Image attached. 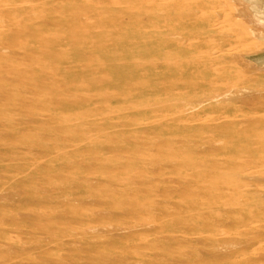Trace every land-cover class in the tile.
Segmentation results:
<instances>
[{
	"label": "rangeland",
	"instance_id": "374dc122",
	"mask_svg": "<svg viewBox=\"0 0 264 264\" xmlns=\"http://www.w3.org/2000/svg\"><path fill=\"white\" fill-rule=\"evenodd\" d=\"M47 6L0 11V264H264V0Z\"/></svg>",
	"mask_w": 264,
	"mask_h": 264
},
{
	"label": "bare ground",
	"instance_id": "6f19581e",
	"mask_svg": "<svg viewBox=\"0 0 264 264\" xmlns=\"http://www.w3.org/2000/svg\"><path fill=\"white\" fill-rule=\"evenodd\" d=\"M73 1V0H72ZM0 11H3V12H5V13H9V14H11V13H18V18H17V22L18 23H24L25 25L27 24H31V27L33 28V30L35 31V28H36V23H37V18H39V17H41L40 15L41 14H43V13H46L47 11H48V6H47V0H16L14 3H12V0L10 1H8L7 3H5V4H3L1 7H0ZM9 20H7V19H3V18H1L0 17V39H2L3 38V36L4 37H7V35H8V31H10L9 30V26L11 25V23L9 22ZM81 23V22H80ZM38 24V23H37ZM26 25V26H27ZM47 25V24H46ZM59 26V23L58 22H55L54 21V23L52 24V27H54V29L55 28H57ZM7 28V29H6ZM5 29H6V31H5ZM27 33V32H26ZM25 34V33H24ZM33 36V35H32ZM31 36V37H32ZM68 41L69 42H67V43H72V42H76L77 43V40L75 39V38H71V39H69L68 38ZM63 42V40L62 39H60V38H58V37H56V38H53L52 40H51V45H52V47L54 48V49H58V48H60L61 46H62V43ZM25 46V45H24ZM37 46V45H36ZM23 47V46H22ZM21 47V48H22ZM21 48H20V50H21ZM3 51V50H2ZM6 54L8 55L7 56V58H9L10 59V53L8 54V51L6 52ZM20 55L21 54V51H20V53H14L13 55ZM6 56V55H5ZM12 58H14V57H12ZM37 64V63H36ZM81 78H77V80H80ZM125 79L126 80H128V75H126V77H125ZM76 80V81H77ZM7 91H9V90H7ZM119 95V94H118ZM120 96V99L121 100H123V99H125V98H127L129 95H128V92H126V93H123V94H120L119 95ZM39 101H40V99H38ZM136 114V113H135ZM130 115V114H129ZM131 120V119H130ZM129 120V121H130ZM128 121V122H129ZM64 122V121H63ZM68 122V121H67ZM69 122H70V120H69ZM58 123V122H57ZM71 123H72V121H71ZM71 123H69V124H71ZM89 123H90V121H89ZM88 123V124H89ZM66 124V123H65ZM68 124V123H67ZM73 124V123H72ZM71 124V125H72ZM59 125V124H58ZM61 125H63V124H61ZM8 126V125H7ZM70 126V125H69ZM74 126V125H73ZM90 126V125H89ZM96 126V125H95ZM98 126H100V125H98ZM114 126H116V125H114ZM130 126V125H129ZM132 126V125H131ZM104 127H106L105 125H104ZM134 127V126H133ZM139 127V126H138ZM14 128V127H13ZM94 128V127H93ZM92 128V129H93ZM96 128V127H95ZM113 128V127H112ZM127 128V127H126ZM10 129V128H9ZM12 129V128H11ZM104 129V128H103ZM135 129V128H134ZM56 130V129H55ZM89 130V129H88ZM96 130H98V129H96ZM102 130V129H101ZM132 130V129H131ZM107 131V130H106ZM105 131V132H106ZM108 131H110V130H108ZM129 131V130H128ZM9 132V131H8ZM13 132V131H12ZM84 132H87V131H84ZM136 132V131H135ZM98 133V132H97ZM100 134V132L97 134L98 136H100L99 135ZM106 134H110V133H104V134H102L99 138H101V137H104V136H106ZM87 135H88V133H87ZM97 136V137H98ZM95 138H96V136H95ZM94 138V139H95ZM105 138V137H104ZM91 141V140H90ZM62 142V141H61ZM86 142V141H85ZM84 142V143H85ZM76 143V142H75ZM79 143V142H78ZM80 143H81V140H80ZM79 143V144H80ZM83 143V144H84ZM61 144V143H60ZM65 144V143H64ZM68 144V143H67ZM72 144V143H71ZM77 144V143H76ZM88 144V143H87ZM73 145V144H72ZM135 145V144H134ZM57 146V145H56ZM77 146V145H76ZM82 146V145H81ZM113 146V145H112ZM60 147H61V145H60ZM63 147H65V146H63ZM86 147H87V145H86ZM88 147H89V145H88ZM87 147V148H88ZM59 148V147H58ZM62 148V147H61ZM78 148V147H77ZM87 148H86V150H87ZM101 148V147H100ZM109 148V147H108ZM112 147H110V149H111ZM115 148V147H114ZM130 148V147H129ZM56 149V148H55ZM67 149V148H66ZM135 149V148H134ZM68 150V149H67ZM78 150V149H77ZM85 150V151H86ZM89 150V149H88ZM87 150V151H88ZM91 150H93L92 148H91ZM95 150V149H94ZM65 151V150H64ZM74 151V150H73ZM79 151H80V149H79ZM83 152V151H82ZM95 152V151H94ZM106 152V151H105ZM131 152V151H130ZM62 153V152H61ZM60 153V154H61ZM67 152H65V154H66ZM89 155V154H88ZM48 156V155H47ZM41 157V156H40ZM52 158V157H51ZM27 159V158H26ZM95 159V158H94ZM49 160V159H48ZM41 161V160H40ZM47 161V160H46ZM45 161V162H46ZM50 161V160H49ZM49 161H47L48 163H49ZM70 162V161H69ZM92 162V161H91ZM96 162H98L97 160H96ZM107 162V161H106ZM74 163V162H73ZM86 164H87V162H85ZM100 163V162H99ZM35 164V163H34ZM36 164H38V163H36ZM66 164H67V162H66ZM97 164V163H96ZM102 164V163H101ZM107 164H108V162H107ZM43 165H44V163H43ZM50 165V164H49ZM70 165H72V164H70ZM76 165V164H75ZM89 165V164H88ZM119 165H121V164H119ZM81 166V165H80ZM38 167V166H37ZM53 167V166H52ZM51 166H50V168H52ZM73 167V166H72ZM76 167H78V166H76ZM101 167V166H100ZM113 167V166H112ZM115 167V166H114ZM53 168H55V167H53ZM74 168V167H73ZM93 170V169H92ZM96 170V169H95ZM61 179V178H60ZM97 182V181H96ZM95 182V183H96ZM98 185V184H97ZM74 187V186H73ZM72 191V190H71ZM70 191V192H71ZM73 191H75V190H73ZM77 191V190H76ZM73 193H75V192H73ZM67 196V195H66ZM22 197V196H21ZM21 200V199H20ZM19 201V200H18ZM22 201V200H21ZM74 203H76L75 202V200L73 201ZM80 204V203H79ZM1 207V206H0ZM7 207V206H6ZM36 208V207H35ZM9 211V210H8ZM53 212V211H52ZM60 213V212H59ZM16 214V213H15ZM14 214V215H15ZM45 214V213H44ZM54 214V213H53ZM11 215H13V214H11ZM46 215V214H45ZM8 216V215H7ZM19 216V215H18ZM40 216H43V215H40ZM45 217V216H44ZM47 217V216H46ZM5 218V217H4ZM11 218V217H10ZM246 219V218H245ZM3 220V219H2ZM58 220V219H57ZM239 220V219H238ZM1 221V220H0ZM5 223V222H4ZM3 224V223H2ZM231 225V224H230ZM235 225H236V223H235ZM3 228V227H2ZM1 229V228H0ZM4 229V228H3ZM92 230V229H91ZM1 233V232H0ZM88 233V232H87ZM3 234V233H2ZM5 234H6V232H5ZM132 234V233H131ZM8 235H9V233H8ZM10 235H11V233H10ZM9 235V236H10ZM69 235V234H68ZM262 235V234H261ZM27 236V235H26ZM73 236H75V235H73ZM72 236V237H73ZM77 236H78V234H77ZM80 236V235H79ZM17 237V236H16ZM62 237V236H61ZM60 237V238H61ZM6 238V237H5ZM8 238V237H7ZM10 239H12L11 238V236L9 237ZM20 238H21V236H20ZM59 238V239H60ZM64 238V237H63ZM63 238H61V239H63ZM17 239H19L18 237L16 238V240ZM165 239V238H164ZM2 240V239H1ZM5 240V239H4ZM258 240V239H257ZM20 241V240H19ZM3 242H5V241H3ZM9 242H11V241H9ZM6 243H7V241H6ZM14 244V243H13ZM20 244V243H19ZM24 244V243H23ZM55 245V244H54ZM88 245V244H87ZM4 246V245H3ZM18 246V245H17ZM82 246V245H81ZM6 247V246H5ZM83 247V246H82ZM2 248V247H1ZM85 248V247H84ZM8 249H10V248H8ZM132 249H133V247H132ZM53 253V252H52ZM140 261V260H139Z\"/></svg>",
	"mask_w": 264,
	"mask_h": 264
}]
</instances>
